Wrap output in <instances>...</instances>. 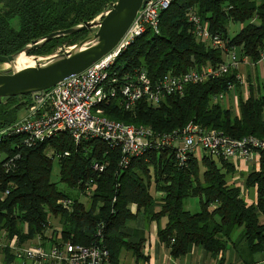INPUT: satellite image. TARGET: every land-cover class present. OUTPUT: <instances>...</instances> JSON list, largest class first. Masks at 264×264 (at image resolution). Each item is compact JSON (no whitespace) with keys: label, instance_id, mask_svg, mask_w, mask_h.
Returning a JSON list of instances; mask_svg holds the SVG:
<instances>
[{"label":"trees","instance_id":"obj_1","mask_svg":"<svg viewBox=\"0 0 264 264\" xmlns=\"http://www.w3.org/2000/svg\"><path fill=\"white\" fill-rule=\"evenodd\" d=\"M115 1L0 0V56L12 55L50 33L89 22ZM190 10L210 33L226 42L227 51L239 49L236 56L238 53L250 60L252 68L264 64L260 61L264 53V0H174L160 15L159 33L146 32L138 38L118 57L112 70L141 69L153 81L169 72L180 75L208 65L218 66L223 61L222 51L197 43L190 34L185 17ZM230 24L240 27L232 37L228 33ZM90 33L82 31L52 39L30 55H51L56 47H71ZM236 76V71L229 69L204 83L187 85L181 94L167 96L157 106L139 101L126 110L117 100H109L98 108L110 120L146 127L161 135L180 132L192 122L234 139L264 138V84L254 88L248 80L247 97H238L236 114L221 104L220 95L228 86L242 85ZM21 100L26 102L20 105L11 97L0 104V131L18 119L21 109L28 108L30 96ZM20 144L19 138L12 137L3 138L0 143V156L4 157L0 161V191L8 190L0 201V232L6 234L7 240L17 237L23 243L37 235L44 236L48 214L59 215L63 224L60 240L89 246L97 241L96 232L101 229L109 264H114L122 249L140 256V246L125 233V224L134 217L129 207L135 205L136 214L140 213L148 222L167 219L157 236L172 257L185 255L194 246L217 255L240 228L252 252L264 249V225L258 219L264 212V157L259 170L243 175V185H238L232 179L236 171L230 162L193 155L179 167L173 151L167 148L149 150L130 159L129 165L121 169L118 150H111L97 139H86L76 146L68 135L61 133L30 148L16 149ZM64 153L68 156L58 157ZM16 155L19 157L15 170L5 173L2 164ZM54 157L59 164L58 182L65 189L82 195L86 183L93 182L86 205L73 200L69 212L57 205L58 200L70 197L68 191H61L51 181ZM92 161L104 165V170L93 171ZM251 188L256 189V204H248L245 199L246 189ZM151 190L159 197L152 195ZM190 198L198 200L199 211L194 214L184 209Z\"/></svg>","mask_w":264,"mask_h":264},{"label":"built area","instance_id":"obj_2","mask_svg":"<svg viewBox=\"0 0 264 264\" xmlns=\"http://www.w3.org/2000/svg\"><path fill=\"white\" fill-rule=\"evenodd\" d=\"M173 1H147L118 45L107 56L81 74L51 88L42 97L34 100L31 96L26 115L0 131V143L6 137L19 138L21 144L16 149L20 146L30 148L61 133L68 135L76 146L83 140L97 139L106 143L111 150H118V166L121 169H125L132 158L141 157L149 150L164 148L173 151L174 160L179 167L184 166L193 155L198 159L206 156L216 162L223 160L230 163H258L264 157V138L245 136L234 139L220 131L206 129L192 122L186 124L180 132L161 135L146 127L110 120L98 108L109 100H117L119 106L126 110L133 108V104L139 101L157 106L167 96L181 94L187 85L204 83L225 74L229 69L236 71V79L240 84L245 83L239 72L242 64L234 50L227 51L226 42L219 35L210 33L193 10L185 15L190 25L189 32L197 43L222 51L223 61L218 66L208 65L180 75L169 72L153 81L141 69L112 70L118 57L145 32L159 33L160 15ZM71 48L60 49L58 53ZM260 61H264V53L261 54ZM249 64L253 66L251 62ZM231 88L233 86H228V91ZM66 156L68 154L64 153L58 157ZM18 157L16 155L8 158L2 164L1 168L5 173L15 170ZM91 168L101 173L105 166L92 161ZM92 184L91 180L86 183L85 194L82 195H91ZM7 194L8 190L0 191V201ZM57 205L69 212L73 200L61 199L57 201ZM96 238L97 241L89 246L61 240L43 248L39 244L41 235H37L33 244L32 241L25 247L16 249V252L22 261H31L32 264H109V251L103 244L101 229L97 230Z\"/></svg>","mask_w":264,"mask_h":264},{"label":"water","instance_id":"obj_3","mask_svg":"<svg viewBox=\"0 0 264 264\" xmlns=\"http://www.w3.org/2000/svg\"><path fill=\"white\" fill-rule=\"evenodd\" d=\"M147 1L116 0L89 22L50 33L32 40L12 55L0 56V104L11 97H15L20 105L26 102L21 100L25 96H32L36 100L51 88L81 74L107 56L118 45ZM82 31L91 33L66 52L43 57L30 55L31 51L43 47L52 39ZM21 54L35 58V65L15 69V61Z\"/></svg>","mask_w":264,"mask_h":264},{"label":"crops","instance_id":"obj_4","mask_svg":"<svg viewBox=\"0 0 264 264\" xmlns=\"http://www.w3.org/2000/svg\"><path fill=\"white\" fill-rule=\"evenodd\" d=\"M238 51L239 49H234V52ZM260 68L261 73L259 74ZM239 72L241 73V75H244V81L246 79L244 85H247L246 83L248 82V80H251L252 85H257V82H260L261 76L264 75V64L260 63L254 68L247 66V68H245L244 70L243 66L241 65ZM246 97L247 95H244L243 100H245ZM236 100L237 97H235V103ZM24 111L26 115L27 109H24ZM20 118L22 117H19L18 115V119ZM259 162L250 164L240 161L231 162L236 171V175L233 177L235 179L234 183L243 185V182L241 180L243 179V173L247 172L245 174L248 175L251 172L258 171ZM239 182L241 184H239ZM153 195L159 197V194L154 193V191ZM245 199L248 204H256V189H246ZM129 210L131 214L134 215V217L125 224V233L128 235L129 239H132L135 242L136 246H140V256H136L132 250L122 249L118 252L117 260L114 264H264V249L259 252H252L243 238L241 228L238 229L233 234L231 240L227 242L225 250L221 253H218L217 255L207 253L200 246H194L187 254L179 257H172L170 254V249L163 242H161L157 236L158 231L164 229V227L166 226L167 219L161 218L159 220L148 222L140 213L136 214L135 205H131L129 207ZM185 211L188 210L185 209ZM258 219L259 223L264 225V212L259 214ZM54 223L56 224L55 221ZM57 225L58 230H53L51 226L48 225L47 231L45 232L44 236H41L39 244L43 248H48L50 245L56 244L62 240H60V236L58 235L60 234L63 226L59 221ZM53 233H55V236L57 234V236L55 237ZM236 234L237 239L234 242L233 238ZM55 238L56 242L54 243ZM33 240L19 243L17 237H13L11 240H7L6 234L0 232V264H32L31 261H22V259L16 252V249H21L23 248V246L25 247ZM34 242L35 241H33L31 244H33Z\"/></svg>","mask_w":264,"mask_h":264},{"label":"rangeland","instance_id":"obj_5","mask_svg":"<svg viewBox=\"0 0 264 264\" xmlns=\"http://www.w3.org/2000/svg\"><path fill=\"white\" fill-rule=\"evenodd\" d=\"M108 6H109V4L107 5V7L106 8H108ZM238 28H240L239 27V25L238 24H230V27H228V33H229V35H230V37H232L237 31H238ZM94 30V29H93ZM146 33V32H145ZM144 33V34H145ZM143 34V35H144ZM142 35V36H143ZM141 37V36H140ZM139 37V38H140ZM68 47H70V46H68V44H63V45H61V46H59V47H56L55 49H53L52 51H51V54H56V53H58L59 52V50L61 49V50H64V49H67ZM237 59L240 61V63L242 64V66H243V70L245 69V68H247V66H250V67H252L249 63L251 62L250 60H248V59H246V58H241L240 56H239V54H237ZM257 66V65H256ZM255 66V67H256ZM245 67V68H244ZM244 72V71H243ZM261 73V68H260V70H259V74ZM241 77L243 78L244 77V75H241ZM259 83H261V84H264V75L263 76H261V78H260V82L258 81L257 82V84L259 85ZM245 84V83H244ZM240 85V86H238V87H234L233 86V88H231L232 90H230V91H228V89H227V91L225 92V93H222L221 95H220V99H222L221 100V104L224 106V107H226V108H228V109H231V111L233 112V113H237L238 111H237V108H236V106H235V104L237 105V101H238V97L241 99V98H243V96L244 95H247V92H248V89H247V87H246V85ZM257 85H252V87H256ZM262 85H260V87H261ZM257 93V92H256ZM256 96L258 95V94H255ZM226 97V98H225ZM235 97H237V100H236V103H235ZM234 106H233V105ZM18 115H19V117H23L24 115H25V111H24V109H21L20 111H19V113H18ZM12 125V124H11ZM10 125V126H11ZM49 153H51V152H49ZM4 159V157L3 156H0V161L1 160H3ZM200 159V158H199ZM202 159V158H201ZM245 173H247V172H245ZM245 173H243V175H246ZM242 175V176H243ZM232 179H234V178H232ZM231 179V180H232ZM58 180H59V164H58V162H57V159L54 157L53 158V162H52V166H51V181L52 182H54V183H57V187L61 190V191H68V192H66V194H68V196L70 197V199H72V200H78L80 203H82L83 205H86L87 203H88V199H86V198H88L87 196H83V195H81V194H78V193H76L75 191H72V190H68V189H65L64 188V186H62V185H60L59 184V182H58ZM242 180V179H241ZM233 181V180H232ZM239 184H241L240 182H239ZM151 194L153 195V190H151ZM185 209L186 210H188L190 213H196V212H198L199 211V206H198V200H197V198L196 199H193V198H190V199H188V201H187V203H186V205H185ZM54 221L56 222V224L54 223ZM58 221L61 223V218H60V216L58 215V216H55V215H50V214H48V224L51 226V228L53 229V230H58L57 228H58ZM61 225L63 226V224L61 223ZM234 240V242H235V240L237 239V234L234 236V238H233Z\"/></svg>","mask_w":264,"mask_h":264},{"label":"bare ground","instance_id":"obj_6","mask_svg":"<svg viewBox=\"0 0 264 264\" xmlns=\"http://www.w3.org/2000/svg\"><path fill=\"white\" fill-rule=\"evenodd\" d=\"M142 9V8H141ZM140 11V10H139ZM138 11V12H139ZM138 14V13H137ZM137 16V15H136ZM136 18V17H135ZM134 18V20H135ZM133 20V21H134ZM35 65V58L31 56H25L24 54H21L15 61L14 68L17 70L26 68V67H33ZM6 65L5 67H7Z\"/></svg>","mask_w":264,"mask_h":264}]
</instances>
